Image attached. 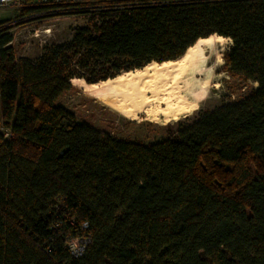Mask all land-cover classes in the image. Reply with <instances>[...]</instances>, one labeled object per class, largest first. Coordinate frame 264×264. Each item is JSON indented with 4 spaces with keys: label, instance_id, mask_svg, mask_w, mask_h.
<instances>
[{
    "label": "trees",
    "instance_id": "obj_1",
    "mask_svg": "<svg viewBox=\"0 0 264 264\" xmlns=\"http://www.w3.org/2000/svg\"><path fill=\"white\" fill-rule=\"evenodd\" d=\"M19 2L23 22L89 24L30 61L0 22V264H264V0ZM212 35L257 87L166 140H118L58 104L72 79L174 61ZM75 237L90 239L78 258Z\"/></svg>",
    "mask_w": 264,
    "mask_h": 264
},
{
    "label": "bare ground",
    "instance_id": "obj_2",
    "mask_svg": "<svg viewBox=\"0 0 264 264\" xmlns=\"http://www.w3.org/2000/svg\"><path fill=\"white\" fill-rule=\"evenodd\" d=\"M227 40L201 38L177 60L152 62L95 84L78 78L71 83L130 121L145 116L166 125L193 114L211 89L221 87L218 73Z\"/></svg>",
    "mask_w": 264,
    "mask_h": 264
},
{
    "label": "rangeland",
    "instance_id": "obj_3",
    "mask_svg": "<svg viewBox=\"0 0 264 264\" xmlns=\"http://www.w3.org/2000/svg\"><path fill=\"white\" fill-rule=\"evenodd\" d=\"M19 9L0 10V22L13 20L9 24L10 32L13 34L11 46L18 59L37 61L46 47L69 42L76 28L89 24L86 19L82 18L39 19L23 22L17 19ZM231 44V40L226 41V50ZM218 75L223 76L219 78L221 87L211 89L197 111L166 125L150 122L145 116H140L137 121H130L75 86L71 91L62 95L58 104L73 113L78 121L100 132L108 133L118 140L149 145L170 138L171 128L179 122L192 120L201 113L214 111L222 105L239 102L257 87V84L242 77L231 76L225 67L224 58L223 67Z\"/></svg>",
    "mask_w": 264,
    "mask_h": 264
},
{
    "label": "built area",
    "instance_id": "obj_4",
    "mask_svg": "<svg viewBox=\"0 0 264 264\" xmlns=\"http://www.w3.org/2000/svg\"><path fill=\"white\" fill-rule=\"evenodd\" d=\"M94 0H33L35 4H47L49 2H54L56 4H60L63 2H74L79 4H91ZM21 7V3L19 0H0V10L2 9H18ZM58 18H66V17H58ZM71 18V17H68ZM54 18H42V20H51ZM72 224L74 222L72 221ZM83 228H87V224H83ZM90 243V239L88 237H75L70 239L67 243V249L70 251L71 255L75 258L81 257L88 245Z\"/></svg>",
    "mask_w": 264,
    "mask_h": 264
}]
</instances>
